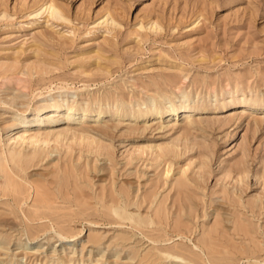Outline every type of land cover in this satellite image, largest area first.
Returning <instances> with one entry per match:
<instances>
[{
  "label": "rangeland",
  "instance_id": "374dc122",
  "mask_svg": "<svg viewBox=\"0 0 264 264\" xmlns=\"http://www.w3.org/2000/svg\"><path fill=\"white\" fill-rule=\"evenodd\" d=\"M0 165V264H264V0H0Z\"/></svg>",
  "mask_w": 264,
  "mask_h": 264
},
{
  "label": "bare ground",
  "instance_id": "6f19581e",
  "mask_svg": "<svg viewBox=\"0 0 264 264\" xmlns=\"http://www.w3.org/2000/svg\"><path fill=\"white\" fill-rule=\"evenodd\" d=\"M34 13V12H33ZM45 13H47L49 16H51V17H53V18H56V19H58L60 16H59V14H58V12L51 6V5H46V6H42L41 7V9L36 13V14H33V15H31V16H33V17H37V16H40V15H42V14H45ZM60 19V18H59ZM83 114V113H82ZM89 113L87 112V111H85L84 112V116H86V115H88ZM91 114V113H90ZM101 113H97V115L99 116ZM48 115L49 114H47V116L46 117H48ZM100 118V117H99ZM46 119V118H45ZM48 119V118H47ZM49 120V119H48ZM32 123V122H31ZM35 124V123H34ZM37 125V124H36ZM34 134V133H33ZM24 135V134H23ZM23 135L22 136H19V137H17V139H19V140H21V141H23V139H24V137H23ZM27 137V136H26ZM25 137V138H26ZM36 135H33V136H30V138H29V140L31 141V142H33V140H35L36 139ZM39 137V136H38ZM15 140H16V138H15ZM25 140H27V139H25ZM24 140V141H25ZM12 141V140H11ZM17 141V140H16ZM36 141H38L37 139H36ZM17 142H19V141H17ZM35 142V141H34ZM31 144V143H30ZM33 144V143H32ZM34 145V144H33ZM16 154H22V152L21 153H16ZM21 156H23V154L21 155ZM18 158V157H17ZM16 158V159H17ZM19 159H21V158H19ZM12 161H15V160H13L12 159ZM0 167H1V165H0ZM66 239V238H65Z\"/></svg>",
  "mask_w": 264,
  "mask_h": 264
}]
</instances>
